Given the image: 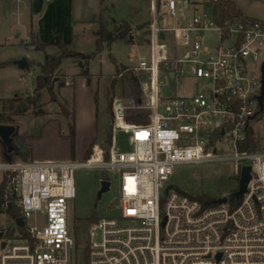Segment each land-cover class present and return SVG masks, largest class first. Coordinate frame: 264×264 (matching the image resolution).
Returning a JSON list of instances; mask_svg holds the SVG:
<instances>
[{
  "label": "built area",
  "instance_id": "1",
  "mask_svg": "<svg viewBox=\"0 0 264 264\" xmlns=\"http://www.w3.org/2000/svg\"><path fill=\"white\" fill-rule=\"evenodd\" d=\"M218 2L151 0L152 55L138 67L147 78L142 89L149 122L128 123L130 108L121 99L112 107L113 131L129 135L131 152H118L113 138L108 151L96 146L86 163L0 162V264H76L69 209L80 168L116 174L120 187L118 213L89 228L87 264H264V146L240 151L249 135L257 139L264 120L258 101L264 21L219 26L214 11L210 17L205 10ZM206 33L217 36L212 48L204 45ZM179 46L188 58L169 53ZM162 68L172 79L192 76L194 95L164 97ZM97 152L100 160L92 164ZM223 162L232 163L238 181L242 168H252L236 208L230 201L205 207L174 188L166 191L178 168Z\"/></svg>",
  "mask_w": 264,
  "mask_h": 264
},
{
  "label": "rangeland",
  "instance_id": "2",
  "mask_svg": "<svg viewBox=\"0 0 264 264\" xmlns=\"http://www.w3.org/2000/svg\"><path fill=\"white\" fill-rule=\"evenodd\" d=\"M237 7L247 17L264 21V0H234ZM151 0H53L51 3L43 1L42 15L47 19L45 24L53 28L64 31L66 40L73 44L78 53L88 56L83 63V68L78 66V62L66 59L61 68V75L70 76L73 79L77 73L89 67V72L93 75L95 83L99 84L98 99L100 101V112L105 122L109 120L104 115L106 107L105 88L110 85L115 75V65L111 61L113 57L117 63L133 69L134 73L140 77L142 84L147 82L146 76L138 71L140 62L150 61L152 49L150 47V33L148 29L150 19ZM211 17L213 7H205ZM183 21L186 22L190 17V11H184ZM109 31H117L125 23L129 24L131 32L126 41L118 40L111 47L104 48L101 54L95 58L92 56L96 52V37L94 33L102 25ZM36 35L39 36V33ZM63 37V36H62ZM204 45L212 48L216 45L217 36L214 33L202 35ZM64 40V39H63ZM128 40L132 42L129 43ZM35 52L25 45L11 44L0 46V62L3 63L13 57L29 55L33 61V66L38 67V60L44 63L46 56H58L59 51L50 47L46 51H39L35 47ZM169 53L178 59L188 58V51L179 46L170 49ZM32 68V67H29ZM39 68V67H38ZM260 65L257 66V69ZM40 71L35 68L31 72H26L25 81H17L13 86L21 88L23 92H30L35 88L36 78ZM159 81L164 82V97H187L193 96L196 88V81L189 74L172 79L170 72L163 68L160 71ZM7 73L0 69V99L11 98L8 92L11 84L6 81ZM77 79V78H76ZM86 80V79H85ZM68 83L72 80L67 78ZM85 82V86L87 85ZM72 87V85L67 86ZM81 82L77 81V89L64 88L56 89L57 99H52L49 94L44 93L43 110L46 115L36 117L31 112L24 117H17L19 135H36L39 137L31 138L30 141L35 154H40L46 162L36 163H85L84 155L90 146L93 130L91 121L93 115L92 102L84 101L77 108L75 105L74 92L81 91ZM93 93V90L91 91ZM23 97H26V93ZM32 94V93H29ZM144 94V92H143ZM121 99L125 106L135 109L134 102L127 98H122L117 89L114 100ZM67 100V101H66ZM113 100V101H114ZM145 106L147 98L144 95ZM59 103H63L69 113L74 114L75 141L74 148L70 138L69 121L62 115ZM91 103V104H90ZM2 104L0 103V111ZM113 128L114 119L110 118ZM256 128V137L260 141L261 147L264 146V120ZM43 127V128H42ZM42 128V129H41ZM114 148L120 153H129L132 147L129 142V135L126 132L113 131ZM97 146H101L99 143ZM20 160V159H18ZM0 162H4L3 155L0 153ZM35 162V160L33 161ZM107 180L111 182L109 192L102 195L98 202V193L101 182ZM75 184L77 198L70 202L69 222L73 234L77 232L81 239V244L76 248V264H87L85 257V246H88V232L90 219L92 217L107 218L118 213L117 207L120 205V187L118 175L103 172L93 168H80L75 173ZM239 181L234 176L232 163H213L198 166H186L178 168L174 176L170 179L167 186H173L176 190L193 197L207 196L212 199H221L227 192L238 190ZM96 243L101 241V234L98 233L94 238Z\"/></svg>",
  "mask_w": 264,
  "mask_h": 264
},
{
  "label": "trees",
  "instance_id": "3",
  "mask_svg": "<svg viewBox=\"0 0 264 264\" xmlns=\"http://www.w3.org/2000/svg\"><path fill=\"white\" fill-rule=\"evenodd\" d=\"M215 21L219 26H224L225 21H231L233 23H247L249 21H261L255 18L245 17L240 9L237 7L234 0H219V2L213 8ZM116 31H109L105 25L99 27V30L94 33L96 37V52L92 56L95 58L98 54H101L104 51V48L111 47V45L118 41H126L128 34L131 32L129 24L125 23L123 27L117 29ZM32 40V35L30 36V43ZM131 43V40H128ZM32 46L35 47L38 51H46L50 47H54L59 51L58 56H46L44 63L39 64L40 74L36 78L35 90L32 94H27L26 97H23L21 93H17L11 99L0 100L2 104V110L0 111V124L2 125H15L17 126L16 118L27 116L30 112L36 117H43L46 115L43 110V98L44 93L50 95L52 99H57L56 89L60 90L67 87V76L61 75L60 71L66 59L74 60L78 62V66L83 68V61L88 58L84 54L78 53L73 44H67L63 41L61 35H57L48 43H42L37 35H35ZM112 63L115 65V75L112 79V82L108 87L105 88V99L106 107L104 115L108 116L109 120L104 121L102 119V114L99 107H97V135L93 143L90 145L86 151L84 158L87 161L91 159L93 155L94 148L100 143L101 146H111L113 141V128L111 125L110 118L113 119L112 107L113 100L116 94L117 89L119 90L122 98L130 99L136 105L135 109L127 111L126 120L128 123L136 125H145L149 122V113L144 109L145 100L142 89V82L140 77H138L133 69L126 67L122 64L116 62V60L111 57ZM9 63H0V69L6 68ZM89 67H86L82 73L78 76L86 79L87 84L90 85L93 80V75L89 72ZM74 77L73 79H75ZM98 104V101H97ZM59 106L62 110V115L66 120H70V138L72 140V145L74 148L75 141V123H74V114L68 112L63 103H59ZM43 128V127H42ZM41 128V129H42ZM40 132L36 135H16L14 137V144L17 148L16 154L12 157V160L20 159L24 162H33V149L32 146L27 143L28 139L39 137ZM261 149L260 141L254 138L252 135L248 136L247 141L240 146V151L245 153H254ZM0 153L3 155L4 161V147L0 143ZM85 162V163H86ZM238 179V178H236ZM174 190H176L174 188ZM182 195H186L193 200L201 202L205 207L216 206L217 199H212L207 196H198L193 197L184 193L183 191L176 190ZM237 192L236 190L229 191L226 194L229 198ZM240 200L230 201L232 208H236ZM14 216H18L19 212L14 208L10 211ZM98 218L92 217L90 219V226L98 222ZM74 238L76 245L81 244V239L77 232L74 233ZM85 257L87 260L88 256V246L84 247Z\"/></svg>",
  "mask_w": 264,
  "mask_h": 264
},
{
  "label": "crops",
  "instance_id": "4",
  "mask_svg": "<svg viewBox=\"0 0 264 264\" xmlns=\"http://www.w3.org/2000/svg\"><path fill=\"white\" fill-rule=\"evenodd\" d=\"M44 0H0V46H7L11 44H21L27 47H30L32 51L35 52V49L32 46L33 39L37 33H39V39L42 43L50 42L54 37L57 35L63 36V41L67 44L69 43L66 40V35L63 30L59 28H53L51 26H47L45 21L47 19H43L42 15V5ZM239 8V7H238ZM241 11V10H240ZM242 12V11H241ZM243 14V12H242ZM244 15V14H243ZM245 16V15H244ZM247 17V16H245ZM251 18V17H249ZM32 35V40L30 43V36ZM38 53H42L36 51ZM22 59H26L28 62L29 68L28 70H21L16 65V63ZM29 55H20L17 57H13L10 60H7L6 63L9 65L6 68H2L4 72L7 73L6 81L11 84L8 92L12 95L13 98L17 93H33L35 88H33L30 92H23L21 88H17L13 86L17 81H25L26 79V72H31V70L37 68L39 71L40 69L37 66H33V61ZM38 64H41L40 61L35 60ZM1 63V62H0ZM5 63V62H3ZM81 73H77L74 77L75 79L70 78L72 80V87H65V88H75L77 89V81L80 80L81 82V91L74 92L75 96V105L77 104V108L80 107V104L84 101L92 102L93 107V115L91 117V121L88 120V123L92 125L93 135L91 136V143L96 138L97 135V107L100 109V101L98 99V90L99 84L95 83V79L93 78L90 85H84L86 81L84 78L78 77ZM64 89V88H63ZM93 90V93L91 92ZM8 98V99H11ZM5 100V99H0ZM67 101V100H66ZM98 101V104H97ZM31 139L27 140V143L31 145ZM32 146V145H31ZM90 147V146H89ZM33 149V156L32 161L35 162H46L45 158L40 154H35L34 148ZM88 150V149H87Z\"/></svg>",
  "mask_w": 264,
  "mask_h": 264
},
{
  "label": "water",
  "instance_id": "5",
  "mask_svg": "<svg viewBox=\"0 0 264 264\" xmlns=\"http://www.w3.org/2000/svg\"><path fill=\"white\" fill-rule=\"evenodd\" d=\"M161 38L162 39L165 38L164 34H161ZM16 65L21 70H28L29 69V65H28V62L26 59H22V60L18 61L16 63ZM258 101H259L261 109H263V106H264V63L262 65L261 95H260ZM16 135H18V126L0 124V143L4 147V150H5L4 157H5V160L8 162L12 160V157L17 152V148L14 144V137ZM109 148H110V146H108V145L104 146L105 151H108ZM251 172H252L251 167L242 168L237 192H235L231 196V198H223V199L217 200L216 204L217 205L227 204L229 201H232L234 199L240 200L241 198H243V196L247 192V187L252 180ZM173 188H174L173 186H168L166 191L168 192L170 190H173ZM110 189H111V182L110 181L104 180L101 182V188H100V191L98 193V202H100L102 195L109 192ZM17 223L21 227H23V225H24V222L22 219H18ZM165 223H166V220L163 221V226L165 225Z\"/></svg>",
  "mask_w": 264,
  "mask_h": 264
},
{
  "label": "bare ground",
  "instance_id": "6",
  "mask_svg": "<svg viewBox=\"0 0 264 264\" xmlns=\"http://www.w3.org/2000/svg\"><path fill=\"white\" fill-rule=\"evenodd\" d=\"M100 160V154L97 152L96 155L93 157L92 164L98 163Z\"/></svg>",
  "mask_w": 264,
  "mask_h": 264
}]
</instances>
